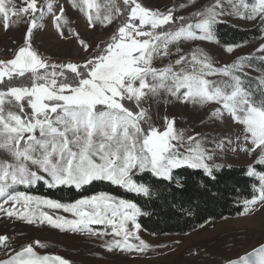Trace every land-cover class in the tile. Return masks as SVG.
I'll return each instance as SVG.
<instances>
[{
  "label": "snow or ice",
  "instance_id": "6c2138e0",
  "mask_svg": "<svg viewBox=\"0 0 264 264\" xmlns=\"http://www.w3.org/2000/svg\"><path fill=\"white\" fill-rule=\"evenodd\" d=\"M123 3L127 6L128 22L118 28L117 34L100 53L83 64L55 65L46 63L31 49L30 42L33 29L38 26L37 19L42 18L45 12H53V0H47L40 6L37 0H21L22 6H17L15 0H0V19L6 29L11 26L10 21L16 23L26 16L31 17L27 21L26 46L20 47L13 59L0 61L4 66L0 68V83L5 78L12 80L14 75L23 77L26 73L32 80L30 86L8 87L0 91V149L11 156V161H0V197H7L13 205L22 204L24 211L18 215L29 223L35 216V212L28 211L33 202L37 206L43 204L51 209H63L77 217L68 220L53 218L46 212L39 213L40 222L47 221L60 229L67 227L83 231L90 224H115L108 213L112 218L119 215V230L114 228V231L124 238L123 241L114 240L108 245L109 250L119 247L143 251L146 247L143 241L139 246L129 243L128 236L132 233L124 230V221L131 220L135 224V217L140 212L135 203L116 202L108 195H94L71 204L47 198L34 201L31 196L10 192L9 189L13 185H33L39 181L48 187L74 186L80 189L93 181L106 180L129 191L149 195L150 188L133 179L134 169L139 173L150 170L157 178L171 179L174 169L187 165L202 168L211 176L213 165L207 163L211 156L194 137H188L190 143L186 153L181 151L185 145L183 136L174 134V118L168 121L163 132L151 124L145 129L141 125L147 118V112L142 109L134 112L126 107V103L134 102L139 108L149 96L163 92L184 102L222 103L234 120L245 126V133L250 134L245 135L244 140L250 141L253 147L243 150H259L260 163H264V100L257 103L251 93L245 92L240 87L239 77H233L236 83L231 86L230 93L207 78L221 71L231 75L232 69L243 66L239 61L216 69L207 57L193 52L190 57L179 55L178 59L162 68L152 66L153 60L172 55L170 44L178 45L185 39L212 40L213 27L218 23V17L224 14L220 0L198 12L199 18L194 24L185 23L184 17H175L171 10L164 13L151 10L136 0H123ZM73 4L76 6L75 0ZM85 5L88 9L98 7L94 0H81V10ZM111 7L120 14L119 7ZM244 7L249 6L245 4ZM12 17L16 19L12 20ZM62 17L63 8L55 17L58 29ZM257 17L264 23V0H256L245 18ZM88 19L94 26L99 15L94 18L89 13ZM105 19L110 22L111 18L105 16ZM177 19L180 21L178 25ZM136 20L139 25H150L153 31H142L134 23ZM165 25L173 30L155 31ZM132 32L146 38H133ZM228 50L231 51V47ZM259 50L264 51V45ZM176 51L179 53L181 50L177 47ZM65 70L70 72L71 80ZM25 105L31 109L30 115L25 112ZM192 143L196 146L192 147ZM218 147H223V144ZM249 174L259 175V200L264 202V173H256L250 168ZM256 202L255 197L245 201L246 210L248 205ZM121 209L126 211L121 213ZM0 211H5L10 217L17 215L14 207L4 209L0 205ZM135 227L139 229L140 225L135 224ZM5 240L7 237L0 236V243ZM50 259L53 258L38 256L29 244L0 264H48ZM54 259L59 264H70L60 257ZM227 264H264V245Z\"/></svg>",
  "mask_w": 264,
  "mask_h": 264
},
{
  "label": "rangeland",
  "instance_id": "374dc122",
  "mask_svg": "<svg viewBox=\"0 0 264 264\" xmlns=\"http://www.w3.org/2000/svg\"><path fill=\"white\" fill-rule=\"evenodd\" d=\"M46 2L47 0H37L38 6L45 5ZM94 2L98 7L88 9L85 5L84 10H81V0H75L76 6H74L73 0H53V12H45L42 18L37 19L38 26L33 29L30 38L31 49L37 52L46 63L55 65L83 64L92 56L100 53L111 41L113 35L117 34L118 28L127 23L128 19L120 0H94ZM136 2L162 13L171 10L175 17H184L185 23L194 24L199 18L197 13L213 5L215 0H136ZM220 2L224 14L218 17V21L228 22L240 28H251L261 21L259 17L256 19L245 18L256 0H220ZM15 3L17 6H22L21 0H15ZM245 4L249 7L245 8ZM111 5L119 7L120 14H116ZM61 8H63V17L60 20L61 27L58 29L55 17L60 15ZM89 13L94 18L97 14L99 15V19L94 20V26L89 22ZM105 16H110V22L105 19ZM15 19L12 17V20ZM30 19V16H26L16 23L10 21L11 26L7 29L4 27L3 20L0 19V61L13 59L19 48L26 46L25 34L28 27L27 21ZM134 23L136 24V21ZM176 23L177 25L180 24L179 19ZM136 25L144 32L153 31L150 25ZM161 30L171 31L173 29L165 25L155 31ZM133 38L143 39L146 37L137 36ZM261 45H264V33L259 38L230 45L220 44L214 34L210 41L185 39L178 45L170 44L169 48L172 55L153 60L152 66L162 68L178 59L179 55L190 57L193 52L207 57L216 69L232 66L239 61L243 66L232 69L231 75H225L221 71L207 77L209 80L216 81L217 86L226 93H230L232 91L231 86L236 83L233 77H239V73L261 78L254 69L247 67L244 63L247 58L264 57V51L259 50ZM177 47L181 50L179 53L176 51ZM229 47H231V51L228 50ZM3 67L0 65V68ZM40 71L44 72L43 69ZM65 74L71 80V74L68 70H65ZM31 82L30 74L26 73L23 77L14 75L12 80L5 78V81L0 85L7 89L8 87L30 86ZM240 87L245 91L241 83ZM126 107L134 112L141 109L147 112V118L141 125L145 129L151 124L163 132L166 130L168 121L174 118V134L178 137L182 135L185 145L181 151L186 153L190 143L188 137H194L199 142L200 147L206 151V154L211 156L207 163L213 165V168L223 162L236 166H246L251 169H254L256 164L264 165V163H260L261 153L259 150L252 152L243 150L253 147L250 141L244 140V136L250 134L245 133V126L236 122L220 102H184L170 96L167 92H163L160 95L149 96L139 105V108L134 102L126 103ZM14 110L19 111L18 109ZM25 112L31 114V109L27 105H25ZM36 135L39 137L38 130ZM177 142L172 141V143ZM221 143L223 147H218ZM191 146L195 147L196 144L192 143ZM0 161H11V156L6 150L0 149ZM33 170H36L34 166ZM135 172L139 171L134 169L133 173ZM39 174L43 175L42 172ZM256 176L259 177V175ZM19 186L21 185H13L9 191L24 193L33 197L34 201L38 198L52 199L18 191L16 188ZM94 195H108L116 202L124 200L134 203L131 200L119 198L106 192H99ZM256 199L255 204L248 205V210L245 209L238 216L224 217L218 220L212 219L185 234L148 232L138 221L141 209L135 203L140 209L139 214L135 217V224H139L140 227L137 229L131 220H126L124 221V230L132 233L128 236L129 243L139 246L143 241L146 245L143 251H137L135 249L124 250L119 247H112L109 250V244L114 240L123 241L124 238L123 235L117 236L114 231V228L119 230L121 219L119 215L112 218L111 213H108V217L114 219L115 224H90L88 229L83 231L72 230L67 227L60 229L50 225L47 221L40 222L39 213L46 212L53 218L61 217L68 220L77 219V217L63 209H51L43 204L37 206L33 202L29 205L28 211L35 212V216L33 222L29 223L18 215L19 212L24 211L22 204L13 205V202L8 201L7 197H0V205H3L4 209L14 207L17 213V215L10 217L5 211H0V236L7 237V240L0 243V260L31 244L33 249L42 253L57 255L70 264H223L264 243V202H260L259 196ZM61 203L71 204L74 202ZM123 211L126 210H120L121 213ZM37 241L39 243H36Z\"/></svg>",
  "mask_w": 264,
  "mask_h": 264
},
{
  "label": "trees",
  "instance_id": "16d2710c",
  "mask_svg": "<svg viewBox=\"0 0 264 264\" xmlns=\"http://www.w3.org/2000/svg\"><path fill=\"white\" fill-rule=\"evenodd\" d=\"M120 3L125 12L127 6ZM127 19L128 15L126 14ZM136 24L139 21L136 20ZM213 34L220 44H238L259 38L264 33V23L251 28H240L228 22L218 21ZM247 67L254 69L261 78L239 73V80L246 92L251 93L257 103L264 100V57L247 58ZM0 90L6 87L0 85ZM209 176L204 169L183 166L172 171L171 179L157 178L149 170L133 173V179L150 188V194H138L106 180H96L76 189L74 186L48 187L43 181L16 189L49 197L61 202H75L81 198L106 192L136 203L140 209V225L154 234L189 233L212 219L235 217L244 212L245 201L260 194L261 180L250 175V168L219 163ZM264 173V165L253 167Z\"/></svg>",
  "mask_w": 264,
  "mask_h": 264
},
{
  "label": "water",
  "instance_id": "95a60500",
  "mask_svg": "<svg viewBox=\"0 0 264 264\" xmlns=\"http://www.w3.org/2000/svg\"><path fill=\"white\" fill-rule=\"evenodd\" d=\"M37 15H39V14H37ZM38 19H40V18H38ZM260 245H264V243H262V244H260ZM259 245V246H260ZM259 246H257V247H255L254 249H257ZM254 249H252L251 251H249V252H252ZM22 250V249H21ZM21 250H19V251H21ZM34 250V252L38 255V256H40V257H44V256H48V257H52L53 259H50L49 261H48V264H59V261L58 260H55L54 258L55 257H58L57 255H54V254H49V253H42V252H39V251H37V250H35V249H33ZM19 251H17V252H19ZM249 252H247V253H249ZM16 253V252H15ZM14 253V254H15ZM247 253H245V254H247ZM14 254H12V255H14ZM245 254H243V255H241V256H244ZM12 255H10V256H12ZM10 256L9 257H6V258H4V259H2V260H0V261H3V260H7V259H9L10 258ZM236 259V258H235ZM233 260V259H232ZM230 261V260H229ZM228 262V261H227ZM227 262H225V263H223V264H227Z\"/></svg>",
  "mask_w": 264,
  "mask_h": 264
},
{
  "label": "built area",
  "instance_id": "2783aa9c",
  "mask_svg": "<svg viewBox=\"0 0 264 264\" xmlns=\"http://www.w3.org/2000/svg\"><path fill=\"white\" fill-rule=\"evenodd\" d=\"M131 35H132L133 37H137L136 32H132Z\"/></svg>",
  "mask_w": 264,
  "mask_h": 264
}]
</instances>
